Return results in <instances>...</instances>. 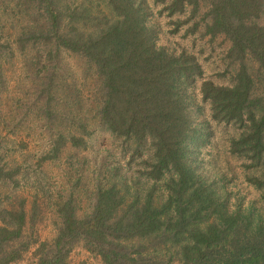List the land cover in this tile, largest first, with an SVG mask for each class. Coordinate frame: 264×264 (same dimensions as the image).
<instances>
[{
    "label": "trees",
    "instance_id": "obj_1",
    "mask_svg": "<svg viewBox=\"0 0 264 264\" xmlns=\"http://www.w3.org/2000/svg\"><path fill=\"white\" fill-rule=\"evenodd\" d=\"M39 2L47 13L48 40L94 65L102 87L104 127L133 140L136 151L149 142L154 157L149 176L164 181L167 197L157 204L154 186L144 196L129 199L116 185L106 186L85 217L78 216L72 201L62 204L58 232L44 241L34 235L36 222H28L23 203L17 209L0 204V264L24 259L35 244L30 264H71L70 254L78 243L104 264H264V216L251 207L232 210L229 200L200 171V156L213 132L210 120L202 116V105L189 92L203 77L196 57L158 45L157 32L148 25L146 0H107L113 17L102 11L103 23L92 30L75 23L91 16L85 7L67 19L61 0ZM154 3L170 15L188 6L199 11L205 3L207 32L231 39V56L241 62L233 83L204 79L200 92L213 120L242 127L231 141L232 151L261 167L264 93L256 94V79L246 59L253 57L264 76V0ZM99 13L91 17L97 19ZM71 141L80 146L84 140L73 136ZM18 170L0 165V185L14 182ZM250 181L262 190L264 201V178Z\"/></svg>",
    "mask_w": 264,
    "mask_h": 264
},
{
    "label": "rangeland",
    "instance_id": "obj_2",
    "mask_svg": "<svg viewBox=\"0 0 264 264\" xmlns=\"http://www.w3.org/2000/svg\"><path fill=\"white\" fill-rule=\"evenodd\" d=\"M61 2L67 19L71 12L78 11V16L83 7L91 16L100 10L97 19L87 12L79 23L75 19L83 29L102 24V11L113 17L107 0ZM146 2L151 14L148 25L157 32L158 45L175 54L194 55L203 71L189 91L202 105V116L210 120L213 132L200 156L202 175L229 200L232 210L251 207L264 216L262 190L250 181L255 176L264 178V164L255 167L251 159L232 151L231 141L242 127L213 120L200 92L204 79L233 83L241 62L231 56V39L207 32L210 19L205 3L199 11L188 6L170 15L154 0ZM46 17L39 0H0V165L19 169L14 182L0 185V204L17 209L23 203L28 222H36L34 235L40 241L56 236L62 204L72 201L78 216L85 217L106 186L116 185L129 199L144 196L154 186L157 204L167 197L164 181L149 176L154 160L149 142L136 151L133 140L104 127L102 87L94 65L85 56L51 43ZM246 64L255 76L256 94L263 95L264 76L258 62L249 56ZM73 136L83 138L80 146L72 143ZM36 247L15 264H30ZM69 262L104 264L82 243L74 247Z\"/></svg>",
    "mask_w": 264,
    "mask_h": 264
}]
</instances>
